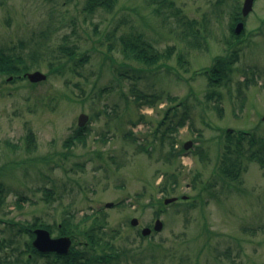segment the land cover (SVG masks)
Segmentation results:
<instances>
[{"label":"rangeland","instance_id":"obj_1","mask_svg":"<svg viewBox=\"0 0 264 264\" xmlns=\"http://www.w3.org/2000/svg\"><path fill=\"white\" fill-rule=\"evenodd\" d=\"M242 2L114 0L89 12L85 0H0V46H22L33 66L28 71L47 74L34 86L0 75V218L32 223L86 215L88 225L101 207L126 232L129 217L147 223L164 196H177L162 215L166 236L155 238L164 247L160 264H264V164L245 150L235 178L217 170L227 129L244 133V149L245 136L264 137V0L242 18L239 58L216 87L219 95L208 96L203 73L229 51L225 39L234 17H242L234 13ZM132 31L165 57L153 64L126 58L119 36ZM60 45L75 46L73 60ZM137 92L155 101L138 104ZM179 101L178 115L186 109L189 119L172 132V157L153 131ZM81 112L89 116L86 136L66 145ZM145 143L152 144L148 151L140 149ZM120 197L122 208L106 209ZM6 226L0 222L1 239L9 235ZM209 251L213 258L206 260Z\"/></svg>","mask_w":264,"mask_h":264},{"label":"flooded vegetation","instance_id":"obj_2","mask_svg":"<svg viewBox=\"0 0 264 264\" xmlns=\"http://www.w3.org/2000/svg\"><path fill=\"white\" fill-rule=\"evenodd\" d=\"M257 77L255 74L254 78ZM261 118L264 119V115ZM121 197L106 209L122 208L125 202ZM164 205L156 208L147 223L139 224L136 216L129 217L126 232L119 224L113 226L101 207L91 214L92 221L88 225L82 224L88 219L86 215L78 220L62 217L58 221L34 220L32 223L0 218L9 233L5 239L0 238V264H160L164 250L159 252L158 249L164 247L155 238L159 236L162 240L166 236H160L166 227L162 215L169 204ZM149 206H155L153 198L149 199ZM157 219L162 221V227L156 230ZM144 229L148 230L146 234L142 233ZM38 230H46L49 238L59 241L53 244L43 240L39 248L34 244ZM20 233L26 237H19ZM214 251L220 253L217 249ZM211 257L209 254L204 258Z\"/></svg>","mask_w":264,"mask_h":264},{"label":"trees","instance_id":"obj_3","mask_svg":"<svg viewBox=\"0 0 264 264\" xmlns=\"http://www.w3.org/2000/svg\"><path fill=\"white\" fill-rule=\"evenodd\" d=\"M149 2H158V3H169L172 4L173 0H148ZM114 0H85V10L92 12L97 7L102 8H110L113 4ZM239 10H235L234 13L239 14ZM184 16V15H182ZM237 19H241V17L237 16L234 17L232 24L230 26V30L232 35H234L233 25ZM188 23L190 27H193L195 21L190 18H186L184 21ZM110 33V32H108ZM107 37L110 36L107 34ZM228 41L227 46L229 47V51L225 55H219L215 57L214 61L207 67L204 68L203 73L206 74V77L209 79L208 86H209V97L213 93H218L216 87L220 85L223 80H227L230 78V73L232 71L233 63L238 59L239 50L241 49L239 41L231 42L229 39H225ZM113 41L108 44V50L113 48ZM119 44H120V51L121 53L128 59L138 60L141 62H145L148 64H153L154 62L158 61L160 58L165 57L162 53H160L154 45L150 42L149 39L144 37L142 32L132 31L126 34H121L119 36ZM239 44V45H238ZM238 46V47H237ZM60 49L68 56L67 59L73 60L76 55L75 46H64L60 45ZM22 46L19 48L16 46H0V75L6 76L4 81H9V76H12L11 82H19L24 81L27 82L29 85L34 86L36 83L28 81V79L23 76V74L30 70L33 66L32 63H29L27 60V54L21 50ZM164 54H167L164 52ZM32 54L28 53V58L32 59ZM68 59V61H69ZM81 58H75V64L80 63ZM59 66H64L65 63L59 62ZM227 83V82H226ZM225 83V84H226ZM149 96L152 97H160L157 94H151ZM214 96V94H213ZM244 96H242L243 98ZM168 100L176 101V96H167ZM134 100L141 104V102L153 103L155 99L146 97V94L137 92L134 96ZM182 101L174 105H170L163 111L162 117L157 121V125L153 131V138L159 137V146L163 148L166 144L169 145V156H175L177 153H174L173 145L175 143V139L172 136L173 131H177L179 127H182L189 119V114L186 109L182 110L178 115V105L182 104ZM166 123V125H165ZM87 128V125L82 127H76L75 131L66 139L65 144L70 145L72 140H79L83 141L86 134L83 132ZM225 134L226 142L223 145V151L218 153V166L217 170L221 172L225 177H228L227 181L230 179L235 178L240 172L241 167V159L244 157V151L246 150L249 152V157H253L255 160L259 161L264 164V137L259 135H248L245 136L248 142V147L244 149V133L242 131H237L236 133H231L230 130L227 129ZM130 133L133 132L130 130ZM31 131L28 133V141H31ZM135 137V136H134ZM136 138V137H135ZM152 145L151 143L140 144V149L143 151H148L147 146ZM176 150V149H175ZM183 148L181 149V151ZM179 152V151H178ZM199 157L203 160L206 158V152L199 149L198 151ZM247 154L245 155V157ZM199 174V173H198ZM197 176V174H196ZM176 175L174 173L168 174V179L172 181ZM168 179L163 180V184H166ZM234 180V179H233ZM165 181V183H164ZM3 199H0L2 202Z\"/></svg>","mask_w":264,"mask_h":264},{"label":"water","instance_id":"obj_4","mask_svg":"<svg viewBox=\"0 0 264 264\" xmlns=\"http://www.w3.org/2000/svg\"><path fill=\"white\" fill-rule=\"evenodd\" d=\"M251 5H252V0H244L243 1V5H242V14L243 15H246L249 12V10L251 9ZM242 28H243V22L239 21L235 26V32L240 33ZM24 75L27 76V78L31 82L42 81L46 78V74L40 70L29 71V72H26ZM87 119H88L87 114L80 113L78 115V121H77L78 125H80V126L84 125L86 123ZM190 145H191L190 140L186 141L184 143L185 148H188ZM173 199L174 198L166 199V202L171 201ZM155 226H161V223L159 221H157ZM146 232L147 231L144 229L143 233H146ZM37 233H38V235L34 240V244L37 245L39 248H41V243L43 242V240H45L46 242L52 241L53 244L59 241V239L53 240V239L49 238L46 230H38Z\"/></svg>","mask_w":264,"mask_h":264}]
</instances>
